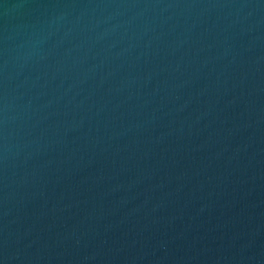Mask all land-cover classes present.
Returning a JSON list of instances; mask_svg holds the SVG:
<instances>
[{
	"label": "water",
	"instance_id": "water-1",
	"mask_svg": "<svg viewBox=\"0 0 264 264\" xmlns=\"http://www.w3.org/2000/svg\"><path fill=\"white\" fill-rule=\"evenodd\" d=\"M0 264H264V0H0Z\"/></svg>",
	"mask_w": 264,
	"mask_h": 264
}]
</instances>
